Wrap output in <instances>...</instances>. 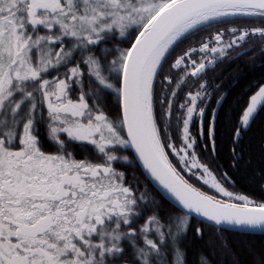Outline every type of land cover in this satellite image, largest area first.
<instances>
[{
	"label": "snow or ice",
	"instance_id": "6c2138e0",
	"mask_svg": "<svg viewBox=\"0 0 264 264\" xmlns=\"http://www.w3.org/2000/svg\"><path fill=\"white\" fill-rule=\"evenodd\" d=\"M241 64L264 0H0V264H264V198L209 162L226 133L264 193Z\"/></svg>",
	"mask_w": 264,
	"mask_h": 264
},
{
	"label": "trees",
	"instance_id": "16d2710c",
	"mask_svg": "<svg viewBox=\"0 0 264 264\" xmlns=\"http://www.w3.org/2000/svg\"><path fill=\"white\" fill-rule=\"evenodd\" d=\"M228 71L233 73L244 72L245 75L239 80L238 85L233 87L231 90L225 107H227L228 104H233L234 100L238 99L242 95V90L248 83L254 79H258L261 75H264V70L257 68V70L249 72L246 68H244L243 64H241L240 67L233 65L230 69H228ZM242 102L243 101H241V103ZM233 106L235 107L236 105L233 104ZM242 144L245 146L244 161H247L249 156L252 158L251 165L246 168L247 175L251 176L253 174V170L258 171L262 166L261 145L264 144V110L259 112L255 120L252 122L251 128L246 134H244ZM217 153L215 161L213 162L209 160V162L212 163L213 168H218L219 172L227 171L229 174L234 176L237 182L236 191L247 193L257 200L264 198V193L260 192L256 181L245 180L242 178L241 173L233 172V169L231 168L230 149L226 133L222 134L218 141ZM205 159H208V157L205 156ZM242 168H245L243 162ZM206 235L211 237L213 233L210 229H206ZM230 238L235 239V237ZM260 238L259 234L250 237L253 243H259Z\"/></svg>",
	"mask_w": 264,
	"mask_h": 264
}]
</instances>
